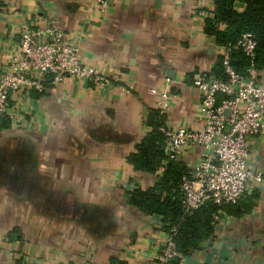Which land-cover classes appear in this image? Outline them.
<instances>
[{
  "label": "crops",
  "instance_id": "obj_1",
  "mask_svg": "<svg viewBox=\"0 0 264 264\" xmlns=\"http://www.w3.org/2000/svg\"><path fill=\"white\" fill-rule=\"evenodd\" d=\"M212 1L108 0L101 11L95 0H14L11 8L0 0V69L19 26L51 16L85 63L111 78L107 87L68 80L12 97L8 126L0 119V264L153 262L164 223L131 206L129 193L153 186L163 170L135 171L127 156L156 109L151 88L171 96L167 128L201 124L191 81L219 56L202 29ZM199 151L189 148L181 163L189 169ZM248 163L264 174V132ZM239 203L246 210L224 212L179 264H264V181Z\"/></svg>",
  "mask_w": 264,
  "mask_h": 264
},
{
  "label": "built area",
  "instance_id": "obj_2",
  "mask_svg": "<svg viewBox=\"0 0 264 264\" xmlns=\"http://www.w3.org/2000/svg\"><path fill=\"white\" fill-rule=\"evenodd\" d=\"M3 1L8 3L7 8L14 3ZM95 3L105 11L108 0ZM215 47L226 79L217 78L211 69L194 73L191 81L200 100L201 124L196 128H167L162 124L158 128L163 136L161 149L169 160L181 162L189 148L200 150L189 175L179 184L184 214H191L208 200L219 206L235 205L264 181L263 172L248 163L252 139L264 132V69L256 67V40L252 34L243 33L235 42ZM234 51L246 58L244 74L230 66ZM80 79L97 88L111 83V78L85 63L78 45L53 17L26 21L19 26L18 37L0 69V119L14 115L10 105L14 95H41L50 86ZM148 92L155 99L156 110L166 114L170 110L169 93L155 88ZM145 127L149 132L150 127ZM176 229L171 228L155 242L157 253L151 264L180 258L173 242Z\"/></svg>",
  "mask_w": 264,
  "mask_h": 264
},
{
  "label": "trees",
  "instance_id": "obj_3",
  "mask_svg": "<svg viewBox=\"0 0 264 264\" xmlns=\"http://www.w3.org/2000/svg\"><path fill=\"white\" fill-rule=\"evenodd\" d=\"M244 4L242 12L234 8V2ZM211 16H207L202 24L203 32L213 37L216 46H224L235 42L243 33H250L256 40L255 63L259 70L264 69V0H213ZM230 66L239 74H244L247 61L240 51L230 55ZM220 79H226L223 73L221 57H217L212 69ZM5 119L6 118H1ZM4 121L3 127L8 126ZM164 116L156 109H149L147 132L136 146V153L127 156V161L135 171L154 175L163 169L162 175L153 186L144 190L136 188L129 193V204L146 215H157L164 223L163 232L169 233L176 227L173 242L180 257L197 250L200 245L212 236L218 218L225 213L239 215L246 208L239 204L216 205L205 201L191 214H184L179 184L183 176H188V169L181 162L169 160L161 149L163 136L158 128L163 124ZM165 162L164 166L162 165ZM113 264H123L111 260ZM180 258L170 260L167 264H179Z\"/></svg>",
  "mask_w": 264,
  "mask_h": 264
}]
</instances>
